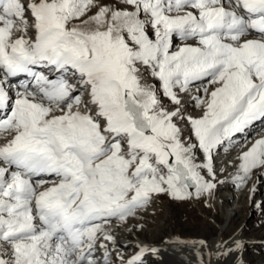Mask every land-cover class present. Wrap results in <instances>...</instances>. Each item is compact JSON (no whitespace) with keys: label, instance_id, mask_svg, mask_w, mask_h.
I'll use <instances>...</instances> for the list:
<instances>
[{"label":"snow or ice","instance_id":"1","mask_svg":"<svg viewBox=\"0 0 264 264\" xmlns=\"http://www.w3.org/2000/svg\"><path fill=\"white\" fill-rule=\"evenodd\" d=\"M0 140V264H112L110 226L210 195L221 148L238 188L264 170V0H0Z\"/></svg>","mask_w":264,"mask_h":264},{"label":"bare ground","instance_id":"2","mask_svg":"<svg viewBox=\"0 0 264 264\" xmlns=\"http://www.w3.org/2000/svg\"><path fill=\"white\" fill-rule=\"evenodd\" d=\"M105 1H109L108 4H112L110 3L111 0ZM113 1L115 2L114 4H118V0ZM148 82H153L151 77L148 78ZM211 90L212 88L210 87L209 92ZM9 91L10 93H14L15 88H10ZM197 94V89L194 87V89L189 93V97H193ZM199 94L202 95V91ZM180 97L181 99H183L185 97V93H181ZM161 98L162 100H164V97ZM191 106V108L194 109L192 111L193 117L198 118L202 115V108H197L195 104ZM186 114L188 115V113ZM180 126L184 129V126H182L181 124ZM259 128L260 125H257L251 130L249 135L257 132ZM189 134L190 133L188 131V128L187 130L184 129L183 136L186 137ZM257 138H259V136L253 135L252 141H250L247 146L250 147L251 142H254V140ZM0 142H2V140H0ZM245 150H247L246 147H236L235 151H233V149L228 152L219 151V154L215 159L217 186L212 190L210 195L207 193L203 195L205 203L203 207L201 206L203 211L205 210L207 212L211 210L215 212V217L213 218V220H210V227H207L206 223L204 224L205 228H209V230L204 231L205 228H203L201 234L195 236H186L177 231L175 233H170V236L167 235L165 236L166 238L162 239L161 235L157 234L156 231L158 230L159 232H161L162 230H164V227L166 225L158 223L156 221L157 223L155 224L156 228L154 232L153 229L149 227H146L144 230L142 229L143 231H139V222H135L136 217L138 218L139 214L141 213L138 212L137 216L134 219L129 218L128 221L124 224L115 223L110 226L111 234L115 237V244H110L109 247L110 249L115 248V251H111V260L113 261V264H120L121 256L126 260L136 255L139 252L140 247L158 249L157 253L153 254L149 252L143 257L144 264H154V258H156L157 264H199L198 258L195 253L197 250H200V241H205L208 245L207 248L201 250L202 255L204 256V264H245L248 260L247 252L253 247L258 246L259 244H262L264 242V237L250 238L244 235L246 229H248L250 225H253L252 222H248V224L244 228V223L242 224L243 226H236V217L239 214H254L255 212L264 211V197H261L263 199H259L256 202V199H258L260 193L264 191V174H262L264 170H254L251 179L247 181L243 188H238L232 182V177L236 172V157L241 151ZM223 153H225V155H223ZM197 156V163H201L202 158L199 152H197ZM227 167H231L232 171L228 172L230 174L226 173ZM201 174L204 175L206 179H210L207 176L206 171H202ZM221 181H223V183H221ZM253 186H255V192L252 191ZM156 200H158V197ZM195 200L196 202L198 201V199ZM254 202H256L255 206L253 205ZM152 210H154V208L151 209L150 204L148 206V209L145 211L147 215H149L148 217H150V219L160 214L157 213L156 215H150V212H152ZM219 214L222 215L223 220H220ZM161 216H163V214ZM213 229H215V231L217 232H213ZM231 238H239L244 245L243 249L233 252L227 257L218 258L217 246L221 241H230ZM174 240L189 241L191 243L188 245H176L174 243H171V241ZM193 244L196 246L195 248L192 247ZM209 257H211V259H209Z\"/></svg>","mask_w":264,"mask_h":264},{"label":"rangeland","instance_id":"3","mask_svg":"<svg viewBox=\"0 0 264 264\" xmlns=\"http://www.w3.org/2000/svg\"><path fill=\"white\" fill-rule=\"evenodd\" d=\"M103 2V3H102ZM98 3L100 4H108L109 1H103V0H98ZM112 4L115 2L111 0ZM95 11V9L93 10ZM165 100V98H163ZM167 100V99H166ZM165 100V103H169ZM186 109V113L188 115L192 114V111L194 109L191 108V106H186L184 107ZM193 116V114L191 115ZM181 125L184 126V129L187 130L188 126L186 123L181 122ZM189 131V129H188ZM233 166V165H232ZM231 167L226 168V173L231 172ZM230 174V173H228ZM260 196V198H259ZM258 196V199H263L261 197H264V191L260 193ZM157 199V197H156ZM155 198L153 199L151 203V209L152 212H150V215L152 214H159L150 219L147 215V213L141 212L139 214V217L135 219V222L137 221L139 225V231H143L146 227L153 229V232L156 228V223H161L166 225L164 227V230L159 232L158 230L156 231L157 234L161 235V238L164 239L166 238L165 236H170V233H175L177 231L181 232L183 235L190 236V235H199L201 234L203 228H205L204 224L206 223L207 227H210V220H213L215 217V212L214 211H203L201 206H204L205 199L202 196V198H199L198 201L196 202L195 199H191L188 201L184 202H176L171 200L167 195H161L158 197V200ZM254 202V206L255 203ZM199 204V205H198ZM261 206V203H260ZM163 214V216H161ZM220 215V220H223V217L221 214ZM147 218V219H146ZM153 220V221H152ZM157 221V222H156ZM168 221V223H167ZM248 222H252L253 225H250L248 229H246L244 235L246 237H264V211L262 212H255L254 214L252 213H241L236 217V226H241L243 223V228L246 227ZM152 223V224H151ZM246 223V224H245ZM115 224V223H114ZM218 224V223H216ZM218 228V226H217ZM143 229V230H142ZM216 229V227H215ZM213 229V232H217ZM209 230V228H205L204 231ZM211 230V229H210ZM214 233V234H215ZM259 239V238H257ZM264 240V239H263ZM247 262L245 264H264V242L262 244H259L258 246L253 247L247 252ZM154 264H157L156 258H154Z\"/></svg>","mask_w":264,"mask_h":264}]
</instances>
